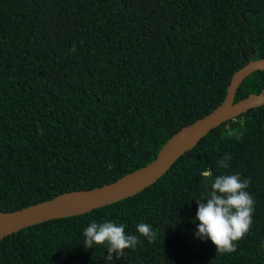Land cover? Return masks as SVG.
<instances>
[{
    "label": "trees",
    "instance_id": "trees-1",
    "mask_svg": "<svg viewBox=\"0 0 264 264\" xmlns=\"http://www.w3.org/2000/svg\"><path fill=\"white\" fill-rule=\"evenodd\" d=\"M261 58L264 0H0V211L149 163ZM262 90L255 71L234 102ZM205 170L250 178L253 223L235 252L217 255L195 236ZM105 220L136 235L135 250L110 259L106 245L86 249L84 229ZM142 222L154 242L137 232ZM0 264H264V104L208 132L134 196L3 237Z\"/></svg>",
    "mask_w": 264,
    "mask_h": 264
},
{
    "label": "water",
    "instance_id": "water-1",
    "mask_svg": "<svg viewBox=\"0 0 264 264\" xmlns=\"http://www.w3.org/2000/svg\"><path fill=\"white\" fill-rule=\"evenodd\" d=\"M255 71H264V58L247 59L231 76L222 102L208 114L174 133L149 163L100 187L65 192L15 211H0V240L28 226L51 219L80 215L134 196L154 184L180 156L193 148L208 132L264 104V90L234 102L240 83Z\"/></svg>",
    "mask_w": 264,
    "mask_h": 264
},
{
    "label": "clouds",
    "instance_id": "clouds-1",
    "mask_svg": "<svg viewBox=\"0 0 264 264\" xmlns=\"http://www.w3.org/2000/svg\"><path fill=\"white\" fill-rule=\"evenodd\" d=\"M225 155L219 165L228 168ZM204 182L209 185L210 191L204 200H196L198 210L196 220L198 230L195 236L198 240L208 241L216 247L217 255L236 251V242L243 239L253 223L255 201L247 189L250 187V178L241 179L239 174L213 177L211 170L200 174ZM137 232L152 243L157 238V232L147 223L137 225ZM84 247L92 249L96 246H107L108 258L115 254L119 259L125 250H135L139 243L136 235H128L124 225H117L105 220L102 223L91 222L83 232Z\"/></svg>",
    "mask_w": 264,
    "mask_h": 264
}]
</instances>
